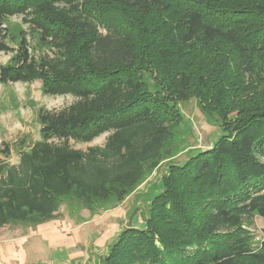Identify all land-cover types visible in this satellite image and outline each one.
Returning a JSON list of instances; mask_svg holds the SVG:
<instances>
[{"label":"trees","instance_id":"obj_1","mask_svg":"<svg viewBox=\"0 0 264 264\" xmlns=\"http://www.w3.org/2000/svg\"><path fill=\"white\" fill-rule=\"evenodd\" d=\"M0 52V84L73 100L37 110L40 139L20 140L16 163L0 150V228L54 220L61 198L122 202L171 138L177 103L196 98L229 133L169 167L144 228L121 231L100 263L264 264V236L253 248L243 220H264V0H0Z\"/></svg>","mask_w":264,"mask_h":264},{"label":"rangeland","instance_id":"obj_2","mask_svg":"<svg viewBox=\"0 0 264 264\" xmlns=\"http://www.w3.org/2000/svg\"><path fill=\"white\" fill-rule=\"evenodd\" d=\"M7 26L13 35L25 28L18 17L9 19ZM10 57L9 54L0 52V68L9 63ZM155 78V74L145 73L143 76V81L151 92L159 90ZM72 101L69 96H44L39 82L0 84V150L5 147L4 144L9 145L11 156L7 161L11 164L17 162L16 145L20 140L26 139L33 143L40 139L41 126L37 121L39 108L59 109ZM236 115L237 111L231 113V123ZM228 126L220 118L204 111L196 98L177 103L171 138L164 143L159 158L153 163L155 165L149 163L144 166L141 181L122 202L110 199L87 206L73 198L59 199L57 218L66 222L64 225L68 230L65 234L69 238L65 239L66 248H72V241L78 238L75 249L83 250L88 238L89 241L94 239L90 237V233L107 239L106 244L100 248H93L92 242H89V258L82 262L74 260L71 264H101L100 258L106 255L121 231L129 227L140 228L138 225L144 228L150 203L162 190L161 181L169 167L183 164L196 153L209 149L221 135L229 133L232 125ZM104 141L105 136H101L88 145L78 144L75 147L85 149L90 145L101 146ZM243 220L254 237L252 246L257 248L264 236V220L256 212L243 215ZM68 224L82 225L86 231L75 235ZM36 226L12 223L0 228V264H61V259L52 263L46 241L34 236ZM81 246L83 247L79 248ZM242 264L255 263L244 261Z\"/></svg>","mask_w":264,"mask_h":264},{"label":"crops","instance_id":"obj_3","mask_svg":"<svg viewBox=\"0 0 264 264\" xmlns=\"http://www.w3.org/2000/svg\"><path fill=\"white\" fill-rule=\"evenodd\" d=\"M61 220L59 218H56L54 220L45 222L44 224L37 225L35 227L34 236L35 237H40L43 241H46L47 243V252L50 254V258L52 263L56 262L57 259H61V264H71L72 261L78 260V262H82V260H85L89 258V242H92L91 246L93 248H100L103 245L106 244V237H98L95 235V233H90V237L94 238L92 241L86 242V246L79 247V248H84L83 250H76L75 247L77 246L76 243H78L79 239L77 237L76 241H72V248H66L65 244V239H66V226L64 225L66 222H60ZM63 224V226H61ZM69 228L71 232H73L75 235H78L81 231H86L85 227L81 226H72L70 224ZM140 228L141 226L138 225ZM32 232V231H31ZM67 239H69L67 237ZM110 243V242H109ZM74 248V249H73ZM77 262V263H78ZM84 262V261H83Z\"/></svg>","mask_w":264,"mask_h":264}]
</instances>
